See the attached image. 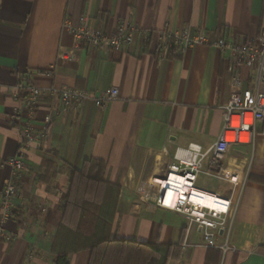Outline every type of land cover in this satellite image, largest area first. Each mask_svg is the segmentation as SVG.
Instances as JSON below:
<instances>
[{
	"label": "crops",
	"instance_id": "0c3cea01",
	"mask_svg": "<svg viewBox=\"0 0 264 264\" xmlns=\"http://www.w3.org/2000/svg\"><path fill=\"white\" fill-rule=\"evenodd\" d=\"M121 27L134 32L119 51L92 48L72 34L89 28L113 35ZM183 32L202 34L206 42L170 54L161 35ZM262 33L264 0H0V192L11 177L21 128L51 120L44 141L23 155L21 216L3 222L13 240L0 237V264H53L69 174L88 159L104 162L105 179L120 189L111 239L180 246L167 264H264L259 125L252 145H229L222 161L239 175L237 186L205 174L195 182L236 203L227 239L215 236L217 246L228 244L227 252L206 247L198 229H186L185 217L145 202L139 189L141 181L160 175L178 148H207L218 140L235 77L241 91L255 88L257 67L235 66L214 42L240 45ZM30 86L73 89L91 99L115 88L118 96L102 108L92 100L64 105L59 97L29 108ZM257 88L264 92V83ZM2 213L0 204V220ZM88 258L79 252L68 261L87 264Z\"/></svg>",
	"mask_w": 264,
	"mask_h": 264
},
{
	"label": "built area",
	"instance_id": "2783aa9c",
	"mask_svg": "<svg viewBox=\"0 0 264 264\" xmlns=\"http://www.w3.org/2000/svg\"><path fill=\"white\" fill-rule=\"evenodd\" d=\"M133 32V29L121 27L115 34L107 35L99 29L78 28L72 31V34L78 42H86L92 48L101 49L108 45L112 50L119 51L131 43ZM161 40L167 42L168 48L174 47L178 52L206 42L202 34L190 36L187 32L177 35L163 34ZM213 45L222 52H228L235 66L257 67L255 88L241 91L240 81L235 77L229 100L222 107L223 127L218 140L207 148L196 143L178 148L174 155L168 158L160 175L141 181L139 189L145 202L185 217L187 230L198 229L206 247L217 248L225 253L230 247L226 242L217 246L215 236L221 233L227 239L236 203L232 202L231 197L220 196L196 187L195 182L199 175L205 174L227 185L237 186L239 175L222 165L229 145H252L257 135L256 125L261 127L264 134V92L257 88L264 83V33L257 40L240 45L225 39H219ZM27 95L26 105L29 108L34 107L38 101L53 97H59L64 105H81L92 100L96 107L102 108L117 98L118 91L109 88L91 99L88 93L73 89L41 90L30 86L27 88ZM50 122V118H47L40 128L28 124L20 130L18 147L9 160L11 177L0 192L3 211L0 237L6 241L13 238L4 229L3 222L10 219L11 213L19 206V182L27 172L23 155L32 146L44 141ZM180 183L184 185L185 190L178 193L176 188ZM181 247L184 249L187 244L183 242Z\"/></svg>",
	"mask_w": 264,
	"mask_h": 264
},
{
	"label": "trees",
	"instance_id": "16d2710c",
	"mask_svg": "<svg viewBox=\"0 0 264 264\" xmlns=\"http://www.w3.org/2000/svg\"><path fill=\"white\" fill-rule=\"evenodd\" d=\"M175 51L168 49L170 54ZM105 172V163L95 159L84 160L70 172L51 247L53 264H69V256L79 252L89 253L87 264H167L180 246L110 238L120 189L105 179ZM20 216L16 208L10 218Z\"/></svg>",
	"mask_w": 264,
	"mask_h": 264
},
{
	"label": "bare ground",
	"instance_id": "6f19581e",
	"mask_svg": "<svg viewBox=\"0 0 264 264\" xmlns=\"http://www.w3.org/2000/svg\"><path fill=\"white\" fill-rule=\"evenodd\" d=\"M177 191H178V193L179 192H182V191H184L185 190V187H184V185L182 184V183H180V184H178V186H177Z\"/></svg>",
	"mask_w": 264,
	"mask_h": 264
}]
</instances>
